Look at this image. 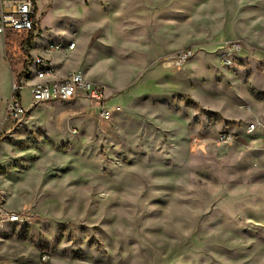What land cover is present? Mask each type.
Masks as SVG:
<instances>
[{
    "label": "rangeland",
    "instance_id": "374dc122",
    "mask_svg": "<svg viewBox=\"0 0 264 264\" xmlns=\"http://www.w3.org/2000/svg\"><path fill=\"white\" fill-rule=\"evenodd\" d=\"M49 1L37 0L42 31L66 42L75 9L93 2L53 0L46 13L60 20L43 16ZM143 2L145 44L194 55L181 68L145 63L108 103L159 70L148 86L59 142L42 116L29 117L30 80L20 91L27 120L2 125L13 76L0 35V171L20 174V211L33 217L16 230L38 264H264V0ZM237 40L225 64L224 44ZM256 114L260 128L242 143L217 139Z\"/></svg>",
    "mask_w": 264,
    "mask_h": 264
},
{
    "label": "crops",
    "instance_id": "0c3cea01",
    "mask_svg": "<svg viewBox=\"0 0 264 264\" xmlns=\"http://www.w3.org/2000/svg\"><path fill=\"white\" fill-rule=\"evenodd\" d=\"M52 1L50 0L44 7L43 16L56 13L60 20L63 19L64 16L59 11L46 13ZM91 1L93 5L88 11L85 12L81 5L75 9L73 25L67 26L70 27L69 31H73L74 37L66 39V42L60 38L61 36L58 38L45 36L41 27V17L36 28L39 35H36L35 31L34 43L30 48L32 56L45 55L51 58L56 64L59 75H66L71 71H82L88 78L103 83L107 92L113 94L127 87L129 78L140 73L145 63L158 64L163 55L178 51L161 42L152 46L145 44V28L142 17L144 15L143 0ZM50 16H48V24L51 20ZM37 36H44V38ZM50 41L61 44L62 48L58 51L48 52L46 46ZM71 42L75 43L74 49L68 48ZM158 71H148L143 80L147 81L146 84H144L145 82L139 83L136 89L141 91L148 86L150 83L148 77ZM42 79L43 77L40 76H32L28 80L32 84ZM136 89H132L126 94L116 93L113 97L114 102L128 100ZM117 103L112 105L115 106ZM95 109L98 110L97 106L85 98L65 101V103L53 101L34 106L29 112V117L39 118L42 116V119L39 118L41 129L44 130V133L51 135L54 142H59L63 141L62 137L68 134V126L82 128L95 126L96 121L90 116L94 115ZM80 112L87 113V115L82 117L78 114ZM258 117L256 114L255 118ZM4 118L2 125H9L6 110ZM27 118V116H23L21 120L17 121L20 124ZM74 130L78 131V128L71 129L72 132ZM22 184L23 180L17 172L0 171V203H4L12 211L25 210L24 205L28 203V199ZM18 224H22V222L7 224L0 229V264H38L36 261L32 263L30 247L25 244L24 238L26 237L16 230Z\"/></svg>",
    "mask_w": 264,
    "mask_h": 264
},
{
    "label": "built area",
    "instance_id": "2783aa9c",
    "mask_svg": "<svg viewBox=\"0 0 264 264\" xmlns=\"http://www.w3.org/2000/svg\"><path fill=\"white\" fill-rule=\"evenodd\" d=\"M37 0H0V35L4 39V46L9 60L13 83L11 97L6 109L7 118L21 120L26 114L22 106L21 89L24 87L22 80L32 76L43 77L42 80L31 84L32 100L34 106L40 103L53 101H73L88 99L93 102L102 120L112 118L115 108L108 103L107 88L101 83L88 78L82 71H71L66 75H59L55 62L45 55L32 56L30 48L34 43L31 35L35 34L39 24L36 16ZM225 54L223 62L233 64V53L238 52L242 45L239 40L227 41L224 44ZM47 51H58L62 45L50 41ZM69 49L75 48V43L68 45ZM192 47L181 48L173 54L163 55L161 63L168 68L182 67L192 56ZM261 121L255 118L243 125L241 131L222 128L217 132V139L224 144L234 145L242 143V134L254 135L260 128ZM74 132H77L74 130ZM206 139H195L200 144ZM32 216L27 211H12L4 203H0V229L1 226L11 223H30ZM46 258L43 255V259Z\"/></svg>",
    "mask_w": 264,
    "mask_h": 264
},
{
    "label": "trees",
    "instance_id": "16d2710c",
    "mask_svg": "<svg viewBox=\"0 0 264 264\" xmlns=\"http://www.w3.org/2000/svg\"><path fill=\"white\" fill-rule=\"evenodd\" d=\"M33 38H35V34L34 35L33 34L31 35L30 40L32 41Z\"/></svg>",
    "mask_w": 264,
    "mask_h": 264
}]
</instances>
